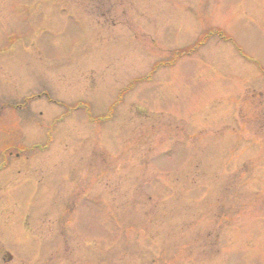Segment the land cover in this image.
Wrapping results in <instances>:
<instances>
[{"label":"rangeland","instance_id":"rangeland-1","mask_svg":"<svg viewBox=\"0 0 264 264\" xmlns=\"http://www.w3.org/2000/svg\"><path fill=\"white\" fill-rule=\"evenodd\" d=\"M126 2L0 0V256L264 264V0Z\"/></svg>","mask_w":264,"mask_h":264},{"label":"flooded vegetation","instance_id":"flooded-vegetation-1","mask_svg":"<svg viewBox=\"0 0 264 264\" xmlns=\"http://www.w3.org/2000/svg\"><path fill=\"white\" fill-rule=\"evenodd\" d=\"M114 1H117V0H114ZM127 5V2H126V0H122V7H123V15H125V14H127L128 13V11H124V9L125 10H127V7H126V5ZM125 19V18H124ZM115 24V23H114ZM85 196H90V197H94V198H97V196H93L91 193H86L85 194ZM82 199V198H81ZM37 239V238H36ZM66 240V238H64V237H62V238H60L59 236H57V237H55L54 239H53V241H51V240H45V238H41V239H39V241H41V242H35L34 243V245L35 244H39V245H41L42 246V248L45 250L44 251V253H40V254H37V255H32V258L30 259V264H36V263H39V264H41L40 262H39V260L41 259H44L45 261H42V264H48V262H47V257H46V253H49V251H50V249H54V253H58V251H60V248L59 249H56V247H54V244H58V243H62V242H66L65 241ZM53 253V255H54V257H55V254ZM60 254L61 253H58V256H60ZM1 258H0V260H2L3 262H1V263H3V264H5V257L2 255V256H0ZM50 257V256H49ZM3 258V259H2ZM54 260H56L55 258H54ZM64 264H67L66 262H63ZM53 264H61V262H60V260L59 261H56V262H54ZM71 264V263H70Z\"/></svg>","mask_w":264,"mask_h":264}]
</instances>
